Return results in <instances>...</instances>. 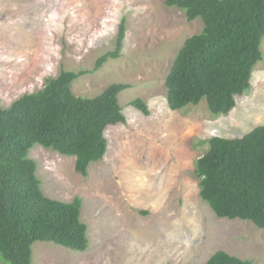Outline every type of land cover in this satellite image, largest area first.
<instances>
[{
  "label": "rangeland",
  "instance_id": "1",
  "mask_svg": "<svg viewBox=\"0 0 264 264\" xmlns=\"http://www.w3.org/2000/svg\"><path fill=\"white\" fill-rule=\"evenodd\" d=\"M122 21L119 56L96 68ZM202 27L200 17L188 21L164 0H0V106L62 70L86 71L72 83L77 96L130 85L118 94L126 121L105 129L107 151L86 176L75 171L74 155L30 148L45 196L80 197L88 238L84 251L35 241L32 264H204L217 250L264 264V228L217 217L194 173L210 137H240L264 124V38L250 86L229 112H210L204 99L172 110L165 77L184 40ZM135 98L148 115L130 104Z\"/></svg>",
  "mask_w": 264,
  "mask_h": 264
},
{
  "label": "trees",
  "instance_id": "2",
  "mask_svg": "<svg viewBox=\"0 0 264 264\" xmlns=\"http://www.w3.org/2000/svg\"><path fill=\"white\" fill-rule=\"evenodd\" d=\"M183 10L191 21L200 17V32L187 37L165 77L170 109L207 103L210 112L226 114L235 97L250 86L253 66L262 59L264 0H164ZM125 25H119L110 50L95 62L100 67L119 56ZM86 71L62 70L45 80L41 89L24 93L8 107L0 106V260L32 264L31 245L51 241L76 251L88 246L87 225L80 219L81 199L65 202L45 196L28 156L39 144L75 156V171L87 175L90 162L107 151L104 131L125 123L118 94L127 83H112L99 94L77 96L75 79ZM130 104L144 115L145 102ZM207 151L197 160L195 176L200 196L217 217L250 220L264 228V124L240 137L212 136ZM204 264H255L223 250Z\"/></svg>",
  "mask_w": 264,
  "mask_h": 264
}]
</instances>
